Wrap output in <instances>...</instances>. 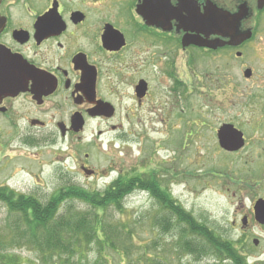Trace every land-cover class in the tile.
Returning <instances> with one entry per match:
<instances>
[{
	"label": "flooded vegetation",
	"instance_id": "obj_1",
	"mask_svg": "<svg viewBox=\"0 0 264 264\" xmlns=\"http://www.w3.org/2000/svg\"><path fill=\"white\" fill-rule=\"evenodd\" d=\"M207 89L221 95L225 112L216 123L195 125L190 140L205 145L210 136L218 152L259 159L264 168V0H0V125L25 126L34 140L31 130L49 126L61 140L75 139L66 156L88 178L100 173L90 164L98 155L81 158L79 145L100 149L102 136L121 131L115 141L125 155L146 111L163 107L158 120L174 125L181 105L197 103ZM93 124L110 129L86 135ZM196 154L201 180L206 160ZM122 162L113 157L121 168L114 181L125 189L136 176L141 185L146 173L125 174ZM157 177L162 195L148 194L174 205L171 180ZM254 189L243 233L264 231L254 210L264 190Z\"/></svg>",
	"mask_w": 264,
	"mask_h": 264
},
{
	"label": "rangeland",
	"instance_id": "obj_2",
	"mask_svg": "<svg viewBox=\"0 0 264 264\" xmlns=\"http://www.w3.org/2000/svg\"><path fill=\"white\" fill-rule=\"evenodd\" d=\"M195 93L199 94L198 91H190L191 95ZM202 94L203 97H197V103L181 105L175 112L174 125L158 120L157 116L164 115L166 111L163 107L152 113L146 111L143 125L137 129L139 139L136 146L133 150L127 149L125 155L120 152L119 141H115L117 133L121 131H111L102 136L97 142L102 144L100 149L91 145H79L78 155L81 158H84L85 152L98 155V158L90 161L100 172L94 178H88L75 169L72 159L66 156L69 144L77 142L75 139L71 142L63 141L54 134L53 127L49 126L47 129L31 130L37 133L38 139L34 140L32 135L24 131L25 126L17 127L19 130L15 131L7 125H0V187L9 186L19 194L33 195L43 202L69 185H78L92 192L101 191L111 185L121 169L120 166L113 167L114 157L118 162L123 161L126 166L123 169L127 170L125 174L132 172L130 168L137 167L149 174L148 179L152 177L151 172H155L156 176H153H158L159 181L169 178L172 197H175L181 207L221 238L232 241L235 247L248 257L250 264H264V231L258 227H254L252 232L243 233L241 230L247 226L242 223V216L252 209V189L253 193L258 192L259 189H254L257 185L264 190V168H258L261 164L259 159L252 162L247 157L218 152L213 148L214 139L210 136L205 139V145L200 141L190 140L191 134L195 133V125L198 126L202 122L216 123L225 112L219 103V93L207 89L203 90ZM93 128L107 130L110 126L89 125L86 135L92 134ZM171 130L174 133L172 140ZM27 140L32 141L31 144H28ZM139 140H142V143ZM198 149L200 156L206 160V164L199 169L204 173L201 180L196 176L199 173L196 172L198 168L192 163ZM61 163H65L68 169ZM112 169L116 171L111 173ZM187 171L193 172L191 176L185 173ZM159 186L162 188V184ZM73 200H68L62 206L63 209L69 204L75 206L76 209L70 212L72 215L81 211L78 209H93L90 204ZM156 201L146 189L129 196L121 209L110 206L104 213L99 211L106 225V232L102 231V236H108L109 239L107 244L101 243V246L95 242L88 246L84 244L88 264L212 262L211 256L196 259L182 250V241L189 237V234H181L180 229L184 223L176 220L164 204ZM7 210L0 201V235L4 241V249L18 256L20 260L17 264H45L43 258L47 257L51 248L37 249L20 244L22 240L18 238L12 240L15 217L9 215ZM88 219L91 223L92 218ZM91 228L93 230L92 226ZM259 235L262 237H256ZM189 239L195 240L191 235ZM255 239L259 240L257 246L254 245ZM110 242L115 248L108 245ZM101 252L104 257H99Z\"/></svg>",
	"mask_w": 264,
	"mask_h": 264
},
{
	"label": "trees",
	"instance_id": "obj_3",
	"mask_svg": "<svg viewBox=\"0 0 264 264\" xmlns=\"http://www.w3.org/2000/svg\"><path fill=\"white\" fill-rule=\"evenodd\" d=\"M147 175L149 174H144L142 184L139 186H137L139 177L130 178L129 185L125 189L120 184L122 183L120 178L110 187L97 192L78 185H69L55 192L46 202L34 196L19 194L8 186H2L0 201L8 209V214L15 217L12 240L18 238L22 240L20 244L37 249L51 248L47 257L43 258L45 264H88V260L85 259L84 244L88 246L95 242L101 246V243L107 244L109 239L108 236H102V231L106 232V225L99 211L104 213L110 206L121 209L124 199L136 186L149 188L153 196L162 195V189L155 181V172H151L152 177L149 179ZM73 199L90 204L93 209L87 211V208L84 209L86 213L83 209H78L81 211L72 215L70 212L76 209L75 206L69 204L66 209L62 206L68 200L74 201ZM174 203L176 205L172 207L173 216L180 223L185 222L180 229L181 234H189V237L191 235L195 239L184 238L181 244L184 252L193 255L196 259L211 256L213 260L208 264H250L248 258L232 241L221 238L214 230L198 222L178 202ZM88 217L92 218L91 223ZM3 242L0 235V264H17L20 259L17 255L6 251ZM108 245L115 248L112 242ZM102 256L104 257L103 253H99V257ZM158 263L153 261L150 264Z\"/></svg>",
	"mask_w": 264,
	"mask_h": 264
},
{
	"label": "water",
	"instance_id": "obj_4",
	"mask_svg": "<svg viewBox=\"0 0 264 264\" xmlns=\"http://www.w3.org/2000/svg\"><path fill=\"white\" fill-rule=\"evenodd\" d=\"M76 124H77V126H79V128H77V130L79 131L80 128H82L83 123L82 122H76ZM224 134H226V130L224 131ZM221 142L225 148H229V146L233 145V143L228 141V140H221ZM254 210H255V215H256L257 221L261 224H264V199H259L256 202V204L254 206ZM244 224H246L245 221H244Z\"/></svg>",
	"mask_w": 264,
	"mask_h": 264
},
{
	"label": "bare ground",
	"instance_id": "obj_5",
	"mask_svg": "<svg viewBox=\"0 0 264 264\" xmlns=\"http://www.w3.org/2000/svg\"><path fill=\"white\" fill-rule=\"evenodd\" d=\"M62 165H64L65 166V163H61ZM67 169H68V167L67 166H65ZM36 197V196H35ZM37 198V197H36ZM39 199V198H38Z\"/></svg>",
	"mask_w": 264,
	"mask_h": 264
}]
</instances>
